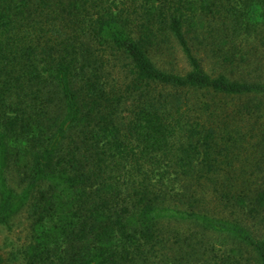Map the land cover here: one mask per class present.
Here are the masks:
<instances>
[{"label": "trees", "instance_id": "1", "mask_svg": "<svg viewBox=\"0 0 264 264\" xmlns=\"http://www.w3.org/2000/svg\"><path fill=\"white\" fill-rule=\"evenodd\" d=\"M250 9L264 24V0H0V225L31 207L27 264H264V70L207 72L193 26L221 22L200 37L234 69ZM173 46L188 70L149 57Z\"/></svg>", "mask_w": 264, "mask_h": 264}, {"label": "rangeland", "instance_id": "2", "mask_svg": "<svg viewBox=\"0 0 264 264\" xmlns=\"http://www.w3.org/2000/svg\"><path fill=\"white\" fill-rule=\"evenodd\" d=\"M259 12L255 9H250L248 12H244L242 17L243 23H249L250 28L248 30H242L238 37L229 38V46L234 44L237 47L236 57L243 55V59L248 57L251 59V65L248 66V62H243L241 64L234 65V69H228L226 67H221L220 65L213 64L214 60L211 59L207 53V41L202 42V37L206 34L214 31V27H222L221 22H216L209 13L198 11L197 17L194 20L195 34L199 37L194 41V43L200 48V56L202 57L203 68L209 73H216L218 71L224 72L230 79H251L253 74L254 65H261V73L264 70V24L263 19H260ZM258 21V22H254ZM200 42L201 45H200ZM149 57L152 61L162 69H172L179 72H184L189 69L187 60L185 59L182 51L173 46L169 49V52L162 54L160 52H150ZM252 63H255L254 65ZM251 74V75H249ZM210 95L208 93L196 92L191 95V98L198 99H208ZM226 106H233L238 103V99L224 97L221 99ZM242 125V123H239ZM241 152L238 157L241 164L248 167V162H250L249 157L252 155V150L248 145H245L241 150L236 151V153ZM234 154V153H233ZM230 158L229 160H231ZM239 160L232 159L231 162L239 165ZM247 164V165H246ZM250 171V170H248ZM11 182L15 183L12 186L16 190H20L21 186L18 185L13 179ZM31 207H23L14 216H12L6 224L0 225V264H27L24 255L22 253L24 245L29 242L31 236V223L33 221L31 214ZM176 224V223H174ZM180 229L187 230L188 225L186 223H180L176 225ZM175 230V226H170Z\"/></svg>", "mask_w": 264, "mask_h": 264}]
</instances>
